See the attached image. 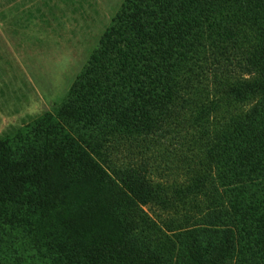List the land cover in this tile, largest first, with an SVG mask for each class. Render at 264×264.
<instances>
[{"label": "trees", "instance_id": "16d2710c", "mask_svg": "<svg viewBox=\"0 0 264 264\" xmlns=\"http://www.w3.org/2000/svg\"><path fill=\"white\" fill-rule=\"evenodd\" d=\"M186 121L174 191L121 159ZM201 195L168 243L145 232L144 207ZM0 264H264V0H124L63 100L0 139Z\"/></svg>", "mask_w": 264, "mask_h": 264}, {"label": "rangeland", "instance_id": "374dc122", "mask_svg": "<svg viewBox=\"0 0 264 264\" xmlns=\"http://www.w3.org/2000/svg\"><path fill=\"white\" fill-rule=\"evenodd\" d=\"M65 1L68 4L60 0L58 14L39 15L34 8L23 7L0 16V139L63 100L104 31L99 16L107 13L109 21L124 0ZM169 129L154 141L151 151L131 154L124 148L121 159L138 163L145 158L152 165L153 181L174 191L189 181V170L198 159V130L187 121ZM208 200L201 195L174 209L155 203L144 207L149 221L145 232L160 244L168 243L181 222L203 219Z\"/></svg>", "mask_w": 264, "mask_h": 264}, {"label": "crops", "instance_id": "0c3cea01", "mask_svg": "<svg viewBox=\"0 0 264 264\" xmlns=\"http://www.w3.org/2000/svg\"><path fill=\"white\" fill-rule=\"evenodd\" d=\"M64 2L68 4L65 0ZM59 5H60V0H0V16L11 14V13H16L18 12L19 8H23V7L34 8L33 10L37 11V14L39 15L55 14V13L58 14V11H61L59 8ZM106 14L102 13V15L99 16L98 18V24L99 26H103L104 31L109 26L112 18L114 17L116 13L112 15L109 21H107ZM51 28L53 31L56 30L55 27H51Z\"/></svg>", "mask_w": 264, "mask_h": 264}]
</instances>
